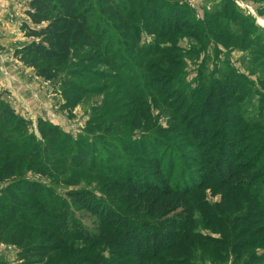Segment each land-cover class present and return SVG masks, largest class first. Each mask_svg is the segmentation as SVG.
Here are the masks:
<instances>
[{"label": "trees", "instance_id": "1", "mask_svg": "<svg viewBox=\"0 0 264 264\" xmlns=\"http://www.w3.org/2000/svg\"><path fill=\"white\" fill-rule=\"evenodd\" d=\"M26 2L29 22L22 31L29 43L15 57L46 81L67 72L66 109L74 110L97 93L99 86H91L97 80L115 77L99 67L123 74L128 58L136 56L148 79L135 83L133 76L123 74L124 81L129 79L125 96L135 105L133 128L141 129L150 118L145 106L149 94L154 103L161 99L169 119L166 128L155 122L153 127L160 133L181 128L183 142L145 132L150 138L146 150L124 138L123 146L112 145L106 136L120 123L102 111L74 140L43 119L34 128L0 92V184H6L0 189V242L19 250V264H194L196 249L223 243L231 247L234 242L229 250L246 251L236 255L243 256L244 264H264V95L227 62L211 73L202 66L194 86L185 81L186 58L207 54L210 44L216 46V59H221L219 47L252 51L264 75V30L255 18L231 0L206 11L201 22L188 0ZM143 33L154 42L142 45ZM182 38L194 39L198 47L182 50ZM136 78L140 81V75ZM257 95L254 114L244 105ZM187 147L191 151L185 153ZM127 149L142 152L139 161L152 163L150 176L133 161L121 160L125 157L119 152ZM103 153L109 156L103 159ZM25 168L43 176L63 169L54 179L72 187L78 185L64 178L68 169L101 175L108 180L104 191L111 200H98L83 190L64 198L42 183L21 178ZM208 191L221 201L211 204ZM73 205L98 217L96 232L79 228ZM201 225L221 239L197 233Z\"/></svg>", "mask_w": 264, "mask_h": 264}, {"label": "rangeland", "instance_id": "2", "mask_svg": "<svg viewBox=\"0 0 264 264\" xmlns=\"http://www.w3.org/2000/svg\"><path fill=\"white\" fill-rule=\"evenodd\" d=\"M231 1L234 2L238 8L246 14V16L249 15L255 18L257 25L264 30V13L260 15L258 12L259 9H264V0ZM1 2H10L13 5L12 8H9L8 14L4 19L2 17L4 10L3 8H0V60H4L3 68H7L9 70L4 71L5 76H7V79L13 83L12 85L14 89L18 91L19 87L20 90H22L21 87H23L26 90L24 93H21L24 97L23 101L18 99V94H16L18 92L12 91V93H1L4 94V98L14 109L16 114H18V116L26 120H31L34 124V128H36L38 119L48 121L61 128L64 133L71 135L74 140H77L80 136H83L85 130L89 129L90 126H88V122L92 120L96 114H99L100 111H102L103 116H107L109 118L112 116L118 123H120V126H115L114 130L106 136L107 141L112 145L123 146L124 144L120 140L124 138L126 141H131V145L140 146L146 150V142H150V138L143 136L145 132H153V134L155 132L160 134V136H162L161 138H165L172 143H178V141L183 142L180 141L182 138L179 135L183 132V129L179 128L175 131L171 130L169 133H160L153 127L155 122L157 126L166 128L169 119L164 117L163 112L166 109L160 104L161 99L158 97L157 99L155 98L157 102L154 103V98L149 94L145 99V106L147 107V110L150 111V118L148 117L145 121L146 123L142 122L143 126H141V129L133 128V123L137 122L134 120L133 110L135 105L129 97L125 96L124 91L126 92L128 90L127 85L129 86V79L124 81L125 79L123 77L125 75L123 74L133 76L135 83H144L147 81L146 79H148L145 77L147 74L145 73L144 68L139 67L140 63L136 60V56L128 58L127 63L124 66L122 65L123 69L121 66L123 74L116 73L104 65L99 67L101 71H104L109 75L111 74V76L115 75V77L112 79L103 78L97 80L96 83L94 82L93 85H91L95 87L97 85L99 86L97 93L84 98L81 104L74 110L70 111L69 109H66L65 106L67 104V100L63 96V88L65 87L64 79L67 77V72H63L55 81H46L37 76L35 72L36 70L27 67L15 57L17 48L25 46L29 43V40L25 37V33L22 31L24 23L29 22L24 13L27 9L26 0H2ZM185 3H187L188 7L193 11L196 19L201 22V20L205 17L206 11H210L215 6H219L223 3V0H188V2ZM154 39L155 38L148 35V33H143L142 45L147 46L153 43ZM179 47L188 52L198 46H196L194 39L182 38L179 41ZM209 47L210 49L208 53L202 54L199 58H186L187 66L185 68V81L187 84H192L194 86L195 81H197L200 76L202 66L205 65L208 69L207 71L211 73L215 69V66L225 68L224 63L227 62L230 67L235 69L239 74L243 75L244 78H246L247 81L252 84L261 95H264V87L259 84L260 82L264 83V75H262V72L256 66V64L259 63L252 51H243L239 49L236 51H227L224 48L219 47L222 51L220 55L221 59H216V55L213 50L216 46L210 44ZM208 57L209 59H207ZM6 62H10L9 64H11L12 68L9 69ZM138 75H140V81L136 78ZM256 100L258 102L259 95L255 96V99L249 98L244 106L247 109L252 108ZM252 110L254 114H257L256 109L254 110V108H252ZM105 122L106 125L109 124L108 120H105ZM94 133H97V136L104 135V133L98 130H95ZM91 139L92 138H89V142L94 144L95 141L91 142ZM183 151L188 153L191 150L187 147L185 150L183 149ZM163 152L164 151L161 150L160 154ZM119 153L121 154L120 156L125 157L126 160L121 159L124 163H126L127 160L130 162L133 161L136 166L142 168V174H148L149 176L152 174L151 171H148V168L152 165V163L139 161V157L143 155L142 152H139L138 150L136 152H130L127 149V152L120 151ZM108 156V153H103V159ZM61 157H64V154L63 156L59 155L57 158ZM70 158L71 157H68V164H71ZM120 158L116 161L122 162L119 161ZM166 162L167 161L165 160L163 164H166ZM118 168L119 166H114V169L117 172H119ZM189 169L191 170L190 167ZM58 172L61 174L63 169L53 170L50 173L53 176H43L41 174H37L34 169L25 168L20 175L21 178L30 180L31 182L36 181L42 183L47 188L57 190L55 192L64 198H66L65 195L70 191L83 190L92 192L98 200H111L110 198L105 197L106 193L104 191V184L108 182L105 177L101 175L98 177V174L92 176L90 173L86 172V170L71 168L68 169V173L64 176V178L66 177V180H71L72 184L78 185L76 187H72L64 184H58L57 180L54 179V174H58ZM5 185V183L0 184V189H2ZM207 195H209L207 196V200L213 205L221 201L220 196H212L210 191L207 192ZM71 208L74 218L78 221V224L80 223L79 228L82 231H88L90 233L97 231L96 225H98V217L85 211L78 210L76 205L71 206ZM129 214H132V212ZM197 218H200L199 214H197ZM201 226L202 227H200L197 233L201 232V234L205 237L208 236L213 237L214 239H221V236L217 234L214 235L209 228H205L204 225ZM235 244L236 243L234 242V244L229 247V243H223V245L218 248L211 245H206L205 247H203L204 244L200 245L199 247H203L204 249H196L195 255L193 256L195 260L194 264H244L245 261L244 258H242L243 256L237 258L236 255L246 251H230L233 249L232 246ZM225 245L227 246V249L224 248ZM226 250L229 252H224ZM257 252L258 255H261L262 253L260 251ZM18 254V249L0 242V260L6 262L7 264H19L20 261ZM222 255L226 258L225 260H220V256Z\"/></svg>", "mask_w": 264, "mask_h": 264}, {"label": "crops", "instance_id": "3", "mask_svg": "<svg viewBox=\"0 0 264 264\" xmlns=\"http://www.w3.org/2000/svg\"><path fill=\"white\" fill-rule=\"evenodd\" d=\"M1 1L2 0H0V5H1L0 8L1 9L3 8V10H4V14L2 15V17L4 19L7 16V14H8L9 8L10 7L12 8L13 4H11L10 2L3 3ZM5 4H7V5H5ZM21 47H23V46H21ZM20 48H17V49H20ZM9 63L10 62H6V65L10 69L12 67H11V64H9ZM3 64H4V60H0V92H4V93H9V92L12 93V91L13 92H18V93H16V94H18L17 95L19 97L18 99H21L23 101L24 97L22 96L21 93H24V91H26L25 88L21 87L22 90H20L19 89L20 87H19L18 91L16 89H14V87L12 85L13 83L10 80L7 79V76H5V72L4 71H6V70L9 71V70L7 68H3ZM9 73H11V72H9ZM15 98H16V95H15ZM20 106H21V104H20Z\"/></svg>", "mask_w": 264, "mask_h": 264}, {"label": "bare ground", "instance_id": "4", "mask_svg": "<svg viewBox=\"0 0 264 264\" xmlns=\"http://www.w3.org/2000/svg\"><path fill=\"white\" fill-rule=\"evenodd\" d=\"M264 24V23H263Z\"/></svg>", "mask_w": 264, "mask_h": 264}]
</instances>
